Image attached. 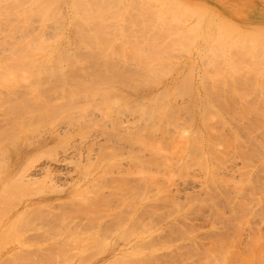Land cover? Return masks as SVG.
Wrapping results in <instances>:
<instances>
[{
	"label": "rangeland",
	"instance_id": "374dc122",
	"mask_svg": "<svg viewBox=\"0 0 264 264\" xmlns=\"http://www.w3.org/2000/svg\"><path fill=\"white\" fill-rule=\"evenodd\" d=\"M200 1L0 0V264L264 260V0Z\"/></svg>",
	"mask_w": 264,
	"mask_h": 264
},
{
	"label": "bare ground",
	"instance_id": "6f19581e",
	"mask_svg": "<svg viewBox=\"0 0 264 264\" xmlns=\"http://www.w3.org/2000/svg\"><path fill=\"white\" fill-rule=\"evenodd\" d=\"M196 1H198V3H200L201 1L200 0H196ZM260 1V0H259ZM66 2V1H65ZM203 2V4L205 3L204 2V0L202 1ZM263 4V3H262ZM210 5V4H209ZM202 5L200 4L199 5V7H201ZM204 7L205 6H207V3H206V5H203ZM63 7V6H62ZM62 7H60V8H62ZM66 7H67V5H66ZM262 7V6H261ZM59 8V9H60ZM68 8H69V6H68ZM211 8V7H210ZM61 11V13H62V9L60 10ZM263 12V11H262ZM232 15V14H231ZM246 18V17H245ZM261 20H264V17H262L261 18ZM264 22V21H263ZM258 24V23H257ZM261 24V23H260ZM260 24H258L257 26H261ZM232 25H234V24H232ZM262 25H264V24H262ZM235 26H237V24H235ZM256 26V27H257ZM257 28H259L260 29V27H257ZM256 28V29H257ZM202 35H203V33H202ZM204 37V36H203ZM230 37L228 38V43L230 42ZM16 45H14V46H16V47H18V50H20V47L19 46H17V44L19 45V43H17V42H14ZM200 43H202L203 45H204V47L206 46V43H205V41H204V38H203V40H201L200 41ZM37 46L39 47V45L37 44ZM197 46V45H196ZM13 47V46H12ZM37 47V48H38ZM201 47V46H200ZM9 49L10 50H15V49H12V48H10L9 47ZM21 49H22V47H21ZM42 48H40V49H38V50H41ZM23 50V49H22ZM44 49H42V51H43ZM29 53L30 52H28V53H24V52H20V55L19 56H17L16 58H15V55H14V57H13V54H9V55H12V56H9L8 58H6V59H8V60H6V59H4V63H0V85H3L1 82H5V83H7L8 85H15L16 83V81H17V77L18 76H20V75H18L19 74V70H21L22 68H21V65H22V67L24 66V64H22V61H23V59H24V56H23V54H28L27 55V58L30 60V62L29 63H32L33 64V66H31V68H30V70H29V73L32 75V76H37V77H42L43 75H46L47 73V71H46V67L45 66H43L42 64H40V63H36L37 62V55H38V52H36L35 54H36V56L37 57H35V54H33L34 52H32V54L30 53V55H29ZM48 54L49 53H47V55L46 56H48ZM40 55V54H39ZM44 55V56H45ZM256 55V54H255ZM254 55V56H255ZM31 56H33V57H31ZM45 56V57H46ZM6 57V56H5ZM10 57H12L13 59H15V60H13L12 58V60L10 59ZM8 61L7 63H5L6 61ZM10 60V61H9ZM45 60V59H44ZM46 60H47V57H46ZM13 62V63H12ZM15 62V63H14ZM36 63V64H35ZM24 68H25V66H24ZM22 71V70H21ZM204 71H206L207 73L208 72H210L211 73V71L210 70H208L207 71V69H205ZM204 73V72H203ZM203 74L204 76H207L208 74ZM209 73V74H210ZM13 86H7L6 88H8V89H10V88H12ZM27 103V101H25L24 102V104H26ZM127 119V120H126ZM126 119H125V124H123V126H129L131 123L129 122V117H126ZM22 120V119H21ZM23 121V120H22ZM24 129H22L21 131H20V133L18 132L17 133V137L18 136H23L24 135ZM22 133H23V135H22ZM18 138H20V140L22 139L21 137H18ZM14 139H15V137H14ZM2 139H0V141H1ZM16 140H17V138H16ZM15 140V141H16ZM10 141H11V143H14L15 144V142H13L14 140H9V143H10ZM19 140H17V142H16V147H18L17 145L19 144V142H18ZM187 141H188V139H187ZM3 142V141H2ZM18 143V144H17ZM1 144V143H0ZM3 144H5V142L3 143ZM14 144H12V146L10 147V149H12L13 148V145ZM7 145V144H6ZM1 146H2V144H1ZM1 146H0V149H1ZM8 146V145H7ZM15 147V146H14ZM15 147V148H16ZM20 147V146H19ZM14 148V149H15ZM2 150V152L4 151L3 150V148L1 149ZM16 151L18 150V148H16L15 149ZM14 150V151H15ZM7 150H5V152H6ZM13 151V152H14ZM66 151H67V149H66ZM9 151H7L6 153H8ZM11 152V151H10ZM9 152V153H10ZM15 153V152H14ZM65 154H66V152H65ZM10 155V154H9ZM63 160L60 158V159H58V160H56V162H55V164L54 163H50V164H39V165H35V170H36V173H34V172H30L28 169H24V170H22V169H20L19 170V172H18V176H16V177H9V178H11L10 180H13L14 179V181L18 184H20V183H22V184H31V183H34V184H36V183H38L40 180H36V178H34L33 177V175H31L30 173H34V174H37V173H39V172H41V171H44V172H47L48 174H55L54 173V171H55V169H56V167H58V165L60 164V162H62ZM31 168V167H30ZM58 168H60V167H58ZM62 169V168H61ZM56 175H62V172H57L56 173ZM9 178L8 177H6V183H8L10 180H9ZM137 179H139V180H143V177L141 176V177H137ZM93 180H95V177H93ZM19 181V182H18ZM5 183V184H6ZM9 186V185H8ZM7 187V186H6ZM83 189H84V187L81 189V188H75L74 190L75 191H77V192H79L80 194H82V191H83ZM1 196V198H3V195H0ZM0 198V199H1ZM41 198H46V197H41ZM49 201H51V199L50 198H47ZM138 208H139V211H138V215H140V213H141V211H142V204H140L139 206H138ZM3 216V217H2ZM6 216H8L6 213H2V215L0 214V217H2L3 219H4V217H6ZM24 216H25V214H23V213H21V214H15V215H13V216H8V220L11 222L10 223V225L12 224V226L14 225V224H16V226L14 227V228H16V227H18L17 226V224L18 223H23L22 222V220L21 219H23L24 218ZM2 218H0V220L2 219ZM2 219V220H3ZM21 220L20 222L19 221H17V220ZM0 221V224H1V222L3 223V221ZM7 220V219H6ZM16 220V221H15ZM72 220V219H71ZM9 221H8V223H9ZM23 221H25V220H23ZM63 221H64V223H63ZM62 222H60V223H58V225L60 226V227H62L61 226V224L63 223V228L65 227V229H68V228H70L71 230H69V231H72L73 229H74V227H71L70 225H68V224H66L67 226H64V224L66 223V221L65 220H63ZM78 222H80V220L78 221ZM77 221H75L74 223H76L77 225H79V224H82V222L81 223H78ZM4 223H5V221H4ZM5 226V225H4ZM3 226V227H4ZM23 228H25L24 226H22ZM23 228H18L20 231H22L23 232V234L25 233V231H23L22 229ZM2 230H3V228H1ZM0 229V230H1ZM4 229H5V227H4ZM1 230V231H2ZM25 230H26V228H25ZM20 231H18L17 230V233L18 232H20ZM74 231H75V229H74ZM76 231H77V229H76ZM76 234H81L80 232L78 233V232H76ZM22 241V240H21ZM25 243V242H24ZM16 244V243H15ZM20 245H23V243H17V245L16 246H20ZM75 246V245H74ZM261 247H262V244L260 245ZM260 246H257V248L258 247H260ZM260 247V248H261ZM261 249H263V248H261ZM261 249H259L258 248V250L256 249L255 251H254V253L257 251L258 253H259V251H260V254H262V253H264V249H263V252L261 251ZM256 252V255L254 254H252V255H249V256H247V259H245L246 261H248L249 260V258H250V256H258L259 258L260 257H262L264 254H262V256H260V254H258ZM249 257V258H248ZM262 258H264V257H262ZM251 259V258H250ZM251 261L252 260H250V263H251ZM262 261V262H261ZM261 262V263H260ZM260 262H259V264H264V260L263 259H261L260 260ZM248 263H249V261H248Z\"/></svg>",
	"mask_w": 264,
	"mask_h": 264
}]
</instances>
